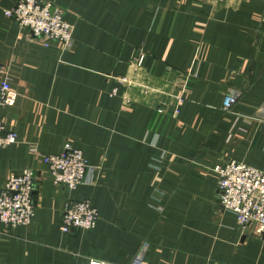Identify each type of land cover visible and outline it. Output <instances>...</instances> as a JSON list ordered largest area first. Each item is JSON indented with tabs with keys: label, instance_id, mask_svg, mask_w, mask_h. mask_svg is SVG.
Masks as SVG:
<instances>
[{
	"label": "crops",
	"instance_id": "1",
	"mask_svg": "<svg viewBox=\"0 0 264 264\" xmlns=\"http://www.w3.org/2000/svg\"><path fill=\"white\" fill-rule=\"evenodd\" d=\"M18 1L0 0L16 93L0 117L19 135L0 148V186L31 169L36 189L29 224L0 221V264H264V235L218 211L215 171L264 172V0H48L69 47L7 18ZM66 143L93 167L73 190L42 161ZM69 199L97 208L94 228L61 232Z\"/></svg>",
	"mask_w": 264,
	"mask_h": 264
},
{
	"label": "built area",
	"instance_id": "2",
	"mask_svg": "<svg viewBox=\"0 0 264 264\" xmlns=\"http://www.w3.org/2000/svg\"><path fill=\"white\" fill-rule=\"evenodd\" d=\"M63 12L62 8L48 0H19L14 6L5 9L4 15L46 43L55 40L69 47L73 28L65 21ZM15 99L8 68L0 64V108L12 106ZM236 100L235 92L229 90L223 99V109L228 111ZM257 112L264 118V102ZM17 142L19 135L8 129L0 117V148ZM42 161L53 183L68 190L85 183L88 172L93 169L86 162L82 151L68 143L59 153L43 155ZM215 171L218 173V211L233 213L242 232L264 235V172L234 159L217 165ZM35 189L36 176L31 169L9 177L0 186V221L6 228L31 222ZM98 218L99 212L89 200L69 199L63 204L59 228L63 233L84 232L94 228ZM88 264L110 263L90 259ZM132 264H139V259Z\"/></svg>",
	"mask_w": 264,
	"mask_h": 264
}]
</instances>
